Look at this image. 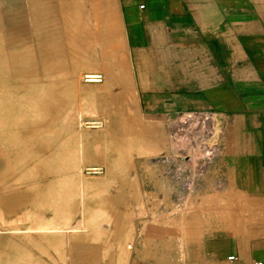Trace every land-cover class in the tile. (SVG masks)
<instances>
[{"label":"crops","instance_id":"obj_1","mask_svg":"<svg viewBox=\"0 0 264 264\" xmlns=\"http://www.w3.org/2000/svg\"><path fill=\"white\" fill-rule=\"evenodd\" d=\"M118 6L134 66L120 72L124 77L113 94L127 105L134 90L130 83L136 79L141 104L154 123L137 133L144 138L137 159L120 164L117 172L108 155H97L109 170L107 178L95 180L105 189L94 194L96 202L105 197L100 205L108 234L105 264H264V0H118ZM37 19L38 12L32 11L29 21L19 19L12 33L36 30ZM70 25L75 31L70 42L75 65L96 63L90 17L80 13ZM38 28L39 42L47 41L50 32ZM62 60L48 50L43 53L45 68ZM32 97L33 92L26 95L30 101ZM172 110L215 111L223 120L216 158L198 191L181 201L165 182L164 167L153 161V155L172 149L171 138L165 139L157 124L168 122ZM82 116L79 113V124ZM91 158L83 155L82 161ZM63 193L46 205H56L61 215L28 214L15 219L27 227H0V237L6 232L24 234L22 240L30 245L35 242L31 233L43 234L38 236L45 241L39 254L32 245L29 251L18 248L16 258L31 261L34 256L40 264H64L59 233L85 230L94 218L66 224ZM79 208L84 215L89 211L84 190ZM76 233L77 247L98 235L96 230L87 236Z\"/></svg>","mask_w":264,"mask_h":264},{"label":"rangeland","instance_id":"obj_2","mask_svg":"<svg viewBox=\"0 0 264 264\" xmlns=\"http://www.w3.org/2000/svg\"><path fill=\"white\" fill-rule=\"evenodd\" d=\"M32 11L40 16L37 29L32 31L28 27L12 33L11 28L15 29L19 19L29 21ZM83 12L91 20L94 32L91 46L96 63L86 61L79 66L72 60L74 47L70 42L75 31L70 23ZM5 14L13 18L7 20ZM39 26L51 34L42 43L38 40L42 34ZM124 39L118 0H0V227H27L29 224H18L20 222L15 219L28 214L50 218L61 215L56 205L53 209L46 205L53 200L55 203L64 192L66 224L75 225L86 216L94 218L85 230L59 233L63 235L60 254L64 264L108 262L104 256L108 252L106 215L100 207L105 197H99L96 202L94 194L98 189H105V185L95 180L107 178L109 170L97 155H108V161L115 164L114 173L117 172L120 164L127 166L137 159L144 141L137 133H143L154 123L141 104L136 79L130 83L134 90L129 91L127 105L113 94L124 77L120 72L134 66ZM46 50L60 55L62 63L45 68L42 57ZM109 71L114 73L110 75ZM87 72L103 73L105 82L85 83L83 75ZM105 85L108 86L91 89ZM31 92L30 101L26 95ZM79 113L84 121H103V127L83 125L80 128ZM170 117L168 115V119ZM170 120L157 123L169 140ZM83 155L92 158L82 161ZM89 166H103L105 172L89 173L86 171ZM81 190H84L86 209H89L85 215L79 208ZM94 230L98 232L95 238L87 241L84 247L75 246L77 231L87 236ZM22 235L12 232L1 235L0 263H41L34 256L31 261L16 258V252L18 248L22 252L29 251L26 248L34 245L37 249L33 253L39 254V247L45 241L38 236L43 234L31 233L35 241L31 245L22 240ZM90 244L94 248L90 249ZM89 254H93V258Z\"/></svg>","mask_w":264,"mask_h":264},{"label":"built area","instance_id":"obj_3","mask_svg":"<svg viewBox=\"0 0 264 264\" xmlns=\"http://www.w3.org/2000/svg\"><path fill=\"white\" fill-rule=\"evenodd\" d=\"M83 80L88 84H101L103 73L87 72ZM170 120L169 134L172 149L158 155L153 161L164 167V180L173 191L176 201L194 195L203 182L210 163L216 158L223 133V120L215 111H178ZM87 126L101 128V120L87 121ZM89 173L103 174L101 166H92ZM232 256L230 259H234Z\"/></svg>","mask_w":264,"mask_h":264},{"label":"bare ground","instance_id":"obj_4","mask_svg":"<svg viewBox=\"0 0 264 264\" xmlns=\"http://www.w3.org/2000/svg\"><path fill=\"white\" fill-rule=\"evenodd\" d=\"M104 82H105V80H104ZM104 82H103V83H104ZM102 123H103V121H102ZM87 124H88V122H87L86 120L84 121V119L82 118V120L80 121L79 126L82 127L83 125L86 126ZM91 167H92V166L87 167V168H86V171H88ZM101 167H103V166H101ZM103 169H104V172H105V168H104V167H103ZM104 172H103V173H104Z\"/></svg>","mask_w":264,"mask_h":264},{"label":"water","instance_id":"obj_5","mask_svg":"<svg viewBox=\"0 0 264 264\" xmlns=\"http://www.w3.org/2000/svg\"><path fill=\"white\" fill-rule=\"evenodd\" d=\"M180 113L178 112V111H174V112H172V113H170V115H171V119L172 118H176L178 115H179Z\"/></svg>","mask_w":264,"mask_h":264}]
</instances>
